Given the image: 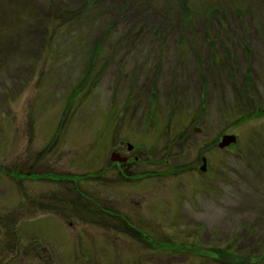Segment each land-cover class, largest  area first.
I'll return each mask as SVG.
<instances>
[{
  "label": "rangeland",
  "instance_id": "1",
  "mask_svg": "<svg viewBox=\"0 0 264 264\" xmlns=\"http://www.w3.org/2000/svg\"><path fill=\"white\" fill-rule=\"evenodd\" d=\"M241 263L264 264V0H0V264Z\"/></svg>",
  "mask_w": 264,
  "mask_h": 264
},
{
  "label": "trees",
  "instance_id": "2",
  "mask_svg": "<svg viewBox=\"0 0 264 264\" xmlns=\"http://www.w3.org/2000/svg\"><path fill=\"white\" fill-rule=\"evenodd\" d=\"M91 176V175H90ZM75 179H79V177L77 176V178H74V180ZM69 180H71V179H69ZM11 233H15V231L14 230H12L11 229ZM10 241H12V239H9ZM164 241H167V240H164ZM168 242V241H167ZM170 242H173V240H171ZM161 243V242H160ZM169 243V242H168ZM162 244H164V246L165 247H170V248H172V246H174L173 248H175L176 250H180V248H182V243L180 242L179 244H178V246L177 247H175V245H168L167 243H162ZM193 244V246H192V248L194 249V250H198L197 248H202L204 245L203 244H197L196 242H194V243H192ZM197 244V245H196ZM16 245V244H15ZM14 245V246H15ZM14 246H13V248H14ZM229 247L228 246H226V247H224V246H215V247H213L212 249H211V252H213V253H215L217 256H219L220 258H223V257H231V256H233V252L230 250V249H228ZM248 259H246V260H244V262H246V261H250L251 260V257H247ZM242 264V263H241Z\"/></svg>",
  "mask_w": 264,
  "mask_h": 264
},
{
  "label": "water",
  "instance_id": "3",
  "mask_svg": "<svg viewBox=\"0 0 264 264\" xmlns=\"http://www.w3.org/2000/svg\"><path fill=\"white\" fill-rule=\"evenodd\" d=\"M230 141H234V135L233 134H223L220 138V140L218 141V146H222L224 144L229 143ZM131 145L127 144V148H130ZM110 159H116L118 161H124L126 159V156L124 155H119L117 153V151H111L110 153ZM201 168H203V165L200 166Z\"/></svg>",
  "mask_w": 264,
  "mask_h": 264
},
{
  "label": "flooded vegetation",
  "instance_id": "4",
  "mask_svg": "<svg viewBox=\"0 0 264 264\" xmlns=\"http://www.w3.org/2000/svg\"><path fill=\"white\" fill-rule=\"evenodd\" d=\"M129 149H131V148H129ZM134 150H132V153H130V155L132 156V160H134L136 157H137V155H135L134 154ZM201 159H202V156H201ZM131 160V159H130ZM125 161H128V156L126 155V159L124 160V161H122V162H125Z\"/></svg>",
  "mask_w": 264,
  "mask_h": 264
},
{
  "label": "bare ground",
  "instance_id": "5",
  "mask_svg": "<svg viewBox=\"0 0 264 264\" xmlns=\"http://www.w3.org/2000/svg\"><path fill=\"white\" fill-rule=\"evenodd\" d=\"M258 59V58H257ZM259 69V68H258ZM194 90H196V88L194 89Z\"/></svg>",
  "mask_w": 264,
  "mask_h": 264
}]
</instances>
